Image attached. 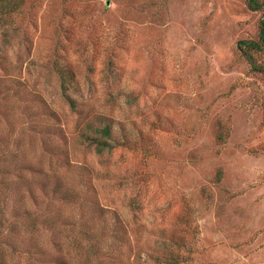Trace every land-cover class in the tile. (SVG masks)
<instances>
[{"label":"rangeland","instance_id":"obj_1","mask_svg":"<svg viewBox=\"0 0 264 264\" xmlns=\"http://www.w3.org/2000/svg\"><path fill=\"white\" fill-rule=\"evenodd\" d=\"M262 13L0 0V259L264 264V74L238 47Z\"/></svg>","mask_w":264,"mask_h":264},{"label":"trees","instance_id":"obj_2","mask_svg":"<svg viewBox=\"0 0 264 264\" xmlns=\"http://www.w3.org/2000/svg\"><path fill=\"white\" fill-rule=\"evenodd\" d=\"M247 6L252 11H262V18L260 20L258 38L256 40H242L238 43V47L241 54L247 59L250 64L251 70L254 72H259L264 74V63H257L254 54L264 52V0H247ZM74 106L73 103H70ZM86 128L92 130L96 136H90L88 131L82 132L80 137L87 143L88 146L94 147L97 153H102L104 151H110L113 145L111 126L105 124L101 128L91 127L90 124ZM1 232V227H0ZM93 256L89 253V257ZM0 264H5L2 259H0Z\"/></svg>","mask_w":264,"mask_h":264}]
</instances>
